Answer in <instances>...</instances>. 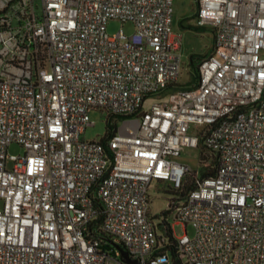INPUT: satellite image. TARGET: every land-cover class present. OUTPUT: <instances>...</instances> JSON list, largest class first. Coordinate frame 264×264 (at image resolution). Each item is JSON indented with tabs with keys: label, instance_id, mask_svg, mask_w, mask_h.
<instances>
[{
	"label": "built area",
	"instance_id": "2783aa9c",
	"mask_svg": "<svg viewBox=\"0 0 264 264\" xmlns=\"http://www.w3.org/2000/svg\"><path fill=\"white\" fill-rule=\"evenodd\" d=\"M35 1L0 0V264H125L118 247L136 264H264V0H195L214 44L189 87L174 0ZM93 111L112 136L82 139ZM209 126L216 176L167 206L173 233L194 229L174 233V263L155 255L150 186L181 185L175 157Z\"/></svg>",
	"mask_w": 264,
	"mask_h": 264
},
{
	"label": "rangeland",
	"instance_id": "374dc122",
	"mask_svg": "<svg viewBox=\"0 0 264 264\" xmlns=\"http://www.w3.org/2000/svg\"><path fill=\"white\" fill-rule=\"evenodd\" d=\"M36 10L41 13V0L35 1ZM198 5L195 0H174V25L175 33L182 34L183 42L181 48V61L182 72L179 79V84L182 87H188L195 81L196 67L191 63V57H204L212 49L214 44V35L209 28H199L197 25ZM183 20V21H182ZM123 31L126 35H132L135 32L134 26L131 23H120L118 21H111L107 26V32L110 36L116 35L118 32ZM171 94L165 93L162 97L153 96L148 98L144 104L143 110H150L152 104L160 102H169ZM91 123L86 129L82 139L86 141H95L104 138L108 132L107 114L101 111H93L90 114ZM24 154V149L19 145H11L8 149L9 156H19ZM175 160L183 165L188 166L191 171L200 173L201 166V152L198 148H185L182 150L180 156L175 157ZM11 167V164L8 165ZM210 167V165L208 164ZM198 178L200 176H197ZM174 188L173 183L153 181L150 190V206L152 222L161 234V214L167 209L168 202L172 199L171 189ZM173 223V219L170 221ZM174 233L177 237H181L187 231L190 237L194 236V229L189 226L184 230L182 225L174 226Z\"/></svg>",
	"mask_w": 264,
	"mask_h": 264
},
{
	"label": "trees",
	"instance_id": "16d2710c",
	"mask_svg": "<svg viewBox=\"0 0 264 264\" xmlns=\"http://www.w3.org/2000/svg\"><path fill=\"white\" fill-rule=\"evenodd\" d=\"M205 57V56H204ZM204 57H191V63L195 64V61H199ZM196 75H195V81L191 83L189 86H194L198 81V66L196 67ZM181 86V85H180ZM212 128V126H209L205 129H203L199 135L200 141L198 145V149L201 152V166L202 170L200 173L197 171H191L188 172L184 178L181 181V185L176 188L174 187L171 189L170 193L173 195L172 199L168 202H179V201H185L188 197V195L196 188L197 186V180L199 179H206L209 177H214L217 174V156L210 153L205 145V136L208 132V130ZM116 122H113V125L108 127V132L106 134V138L109 136H112L114 132L116 131ZM106 139L104 140V142ZM210 165V167L208 166ZM197 176H200L199 178ZM158 182H164V181H158ZM99 208V212L102 214L104 211L101 204L96 202ZM148 216L150 220L152 221V215H151V208L149 207L148 210ZM162 222H161V231L165 235V240L162 239V237H158L157 246L155 248V255H169L171 260L174 263L179 262V249H178V242L174 238V233L172 230V224L170 223L172 219V210L166 209L161 214Z\"/></svg>",
	"mask_w": 264,
	"mask_h": 264
},
{
	"label": "water",
	"instance_id": "95a60500",
	"mask_svg": "<svg viewBox=\"0 0 264 264\" xmlns=\"http://www.w3.org/2000/svg\"><path fill=\"white\" fill-rule=\"evenodd\" d=\"M118 250L121 252V257L125 264H136V262L130 260L129 255L124 252L120 247H118Z\"/></svg>",
	"mask_w": 264,
	"mask_h": 264
},
{
	"label": "crops",
	"instance_id": "0c3cea01",
	"mask_svg": "<svg viewBox=\"0 0 264 264\" xmlns=\"http://www.w3.org/2000/svg\"><path fill=\"white\" fill-rule=\"evenodd\" d=\"M196 2V1H195ZM197 4V3H196ZM196 19H197V17H196ZM183 21V20H182ZM173 25H174V18H173ZM182 35V34H181ZM182 38H183V36H182ZM209 53V52H208ZM150 196V195H149ZM150 208H151V206H150Z\"/></svg>",
	"mask_w": 264,
	"mask_h": 264
}]
</instances>
